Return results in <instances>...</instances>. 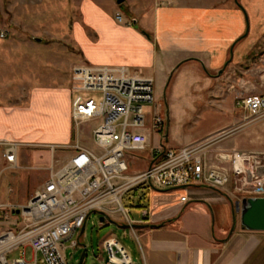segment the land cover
<instances>
[{
    "label": "crops",
    "instance_id": "0c3cea01",
    "mask_svg": "<svg viewBox=\"0 0 264 264\" xmlns=\"http://www.w3.org/2000/svg\"><path fill=\"white\" fill-rule=\"evenodd\" d=\"M117 1H34L36 7L44 2L53 9L71 6L69 15L61 18L66 27L63 37L53 36L48 42L26 34L0 40L3 43L0 46L6 48L16 41L20 42L19 48L47 46L54 51L55 67L57 57L65 58L69 71L56 76L58 70L33 71L25 63L23 72L28 76L16 101L10 100L13 107L21 106L22 110L11 112H32L38 103L47 107V101L54 103L58 97H64L68 102L65 110L68 118L73 102L71 72L83 64L129 67L155 82L190 67L204 73L200 81L210 82L218 101L224 94L231 98L234 69L243 65L264 39V0H141L139 8L137 0H126L125 3L130 1L136 7L128 5L129 17L119 11ZM118 16L122 17V23ZM51 24L54 23L49 21ZM63 41L64 45L58 44ZM228 81V86L222 84ZM242 90L244 93L248 89ZM68 140L69 134H65L60 141ZM158 141L159 137L154 136L150 150L139 155L144 164L142 170L148 167ZM0 143H11L4 139L2 131ZM20 143L18 148L32 147ZM52 145L40 147L52 152L49 148ZM25 158L27 152L21 155L17 151V165ZM4 162L7 164L5 157ZM139 194L146 196L138 208H148L149 216L142 221L139 208L131 228L138 234L143 264H264V232L242 226L237 205L241 208L243 202L233 200L229 194L201 185L146 193L141 189Z\"/></svg>",
    "mask_w": 264,
    "mask_h": 264
},
{
    "label": "built area",
    "instance_id": "2783aa9c",
    "mask_svg": "<svg viewBox=\"0 0 264 264\" xmlns=\"http://www.w3.org/2000/svg\"><path fill=\"white\" fill-rule=\"evenodd\" d=\"M71 91L75 141L61 148L74 155L59 170L52 169L44 188L25 206L0 203V220L14 227L0 233V264H67L66 243L84 230L93 212L121 218L132 227L131 207L124 200L141 189L146 193L201 185L240 196V201L264 198V153L215 150L214 141L176 150L163 146L165 122L156 107L152 78L129 67L83 64L72 69ZM235 107L253 117L264 115V94L237 97ZM154 136L159 146L152 149L148 167L135 170L137 154L150 150ZM86 140L94 148L84 145ZM0 145L7 147L6 162L16 166L19 144ZM49 148L55 153L59 147ZM140 214L146 221L148 208L141 207ZM19 250L22 257L12 260ZM104 250L106 264H134L116 239L106 240Z\"/></svg>",
    "mask_w": 264,
    "mask_h": 264
},
{
    "label": "rangeland",
    "instance_id": "374dc122",
    "mask_svg": "<svg viewBox=\"0 0 264 264\" xmlns=\"http://www.w3.org/2000/svg\"><path fill=\"white\" fill-rule=\"evenodd\" d=\"M34 1L0 0V34L1 32L6 34V38L0 37V40L18 38L19 35L26 34L42 37L48 42L54 38L53 36L63 37L61 34L65 33L66 27L61 24V18L69 15L71 6L53 9L46 1L36 7ZM140 1L137 0L135 3L138 8L141 7ZM128 5H131L130 1L118 6L119 11L127 17H129ZM131 7L136 8L132 5ZM72 8L76 10L74 5ZM49 21L54 24L49 25ZM4 43L8 44L9 41ZM1 44L3 43L0 42ZM58 44L65 43L63 41ZM19 46L20 42L17 41L8 44L6 48L0 46V131L8 142L19 145L20 142H24L32 147L17 148L21 155L27 152L28 158L19 160L16 166H11L4 162L7 147L0 145V203L25 206L44 188L52 169L59 170L70 160L74 152L71 149L59 148L55 155L40 146L71 145L75 141L72 135L74 131L76 132V128L72 118V108L66 118L65 110L68 102L64 97H58L59 99H55L54 103L47 101V104L44 103L47 107L38 103L32 112H11L12 109L22 110L21 106L13 107L10 100L16 101L23 80L28 76L23 72L25 63H28L33 71L50 73L58 70V74H54L56 76H64L69 71L65 58L57 57L58 69L55 67L54 51L47 46H39L36 49L19 48ZM23 60L26 61L23 63ZM134 68L143 70L141 67ZM203 75V72L187 67L155 82L156 107L165 122V130L162 134L166 137L164 146L176 149L194 142L214 141L211 148L215 150L264 153V115L253 117L234 106L237 96L264 94V39L243 65L234 69L231 80L234 91L233 94L231 93V98L224 94L218 101L214 96L213 87H210V82L200 81ZM229 83L230 81L222 84L228 86ZM242 89L248 90L243 93ZM229 130L230 133L224 134ZM65 134H69V140L60 141ZM84 143L94 148L91 140H86ZM136 166L135 170L143 171V162H137ZM232 199L242 202L240 196L233 195ZM124 203L131 207V218H135L139 209L138 199L134 198L130 201L127 197ZM8 229L14 227L7 221L0 220V233ZM137 236L136 231L121 218L108 219L100 213L93 212L84 230L66 243L67 264H79L85 249L84 264H106L108 255L104 250V243L108 239H116L127 248L134 264H143ZM72 242L78 243V247L71 248ZM22 254L23 250L16 251L11 255V259L21 258ZM27 259L28 261L31 259V249L27 251Z\"/></svg>",
    "mask_w": 264,
    "mask_h": 264
},
{
    "label": "water",
    "instance_id": "95a60500",
    "mask_svg": "<svg viewBox=\"0 0 264 264\" xmlns=\"http://www.w3.org/2000/svg\"><path fill=\"white\" fill-rule=\"evenodd\" d=\"M126 0H118V4L122 5ZM238 212H241V224L250 231L264 232V198H249L243 201L242 207L237 205ZM19 213V211H18ZM105 219H102L104 221ZM86 257V249L81 256L80 263L84 264Z\"/></svg>",
    "mask_w": 264,
    "mask_h": 264
},
{
    "label": "trees",
    "instance_id": "16d2710c",
    "mask_svg": "<svg viewBox=\"0 0 264 264\" xmlns=\"http://www.w3.org/2000/svg\"><path fill=\"white\" fill-rule=\"evenodd\" d=\"M164 142H165V139H164V141H163V146H164ZM165 147V146H164ZM145 196H146V194H143V195H140V197H139V195H138V191H135L134 192V194H133V197L134 198H136V199H138V203H140L141 201H142V199H144L145 198ZM139 197V198H138ZM134 198H132V199H128V200H130V201H132V200H134ZM139 208H141V207H139ZM166 223H164L163 225H165ZM162 225V226H163Z\"/></svg>",
    "mask_w": 264,
    "mask_h": 264
}]
</instances>
